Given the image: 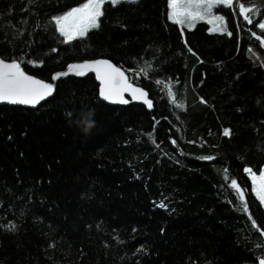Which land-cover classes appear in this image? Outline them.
<instances>
[{"label":"trees","instance_id":"1","mask_svg":"<svg viewBox=\"0 0 264 264\" xmlns=\"http://www.w3.org/2000/svg\"><path fill=\"white\" fill-rule=\"evenodd\" d=\"M90 1L0 0V57L43 81L108 59L153 111L108 105L92 75L0 107V264L264 261V0L218 6L221 32L172 21L171 0L109 1L67 42L58 19Z\"/></svg>","mask_w":264,"mask_h":264},{"label":"water","instance_id":"2","mask_svg":"<svg viewBox=\"0 0 264 264\" xmlns=\"http://www.w3.org/2000/svg\"><path fill=\"white\" fill-rule=\"evenodd\" d=\"M94 76L100 86V98L113 107L142 105L153 111L149 93L133 84L123 69L105 58L77 61L57 72L51 81H43L28 74L17 61L0 57V107H24L36 109L53 98L57 85L67 78ZM236 188V186H234ZM237 193L242 202L246 201L243 190Z\"/></svg>","mask_w":264,"mask_h":264},{"label":"rangeland","instance_id":"3","mask_svg":"<svg viewBox=\"0 0 264 264\" xmlns=\"http://www.w3.org/2000/svg\"><path fill=\"white\" fill-rule=\"evenodd\" d=\"M109 1L116 3L127 0H91L86 6L60 17L59 31L66 41L72 42L86 36L89 31L97 29L104 5ZM231 2L232 0H171L170 19L186 28H193L197 21L205 20L214 31L221 32L224 30L222 23L225 19L216 12V8L221 5L228 6ZM260 27L264 30V21ZM249 56L256 65L263 66L259 52L249 49ZM248 175L253 183V192L264 207V169L260 175H255L248 170ZM258 264H264V261Z\"/></svg>","mask_w":264,"mask_h":264}]
</instances>
